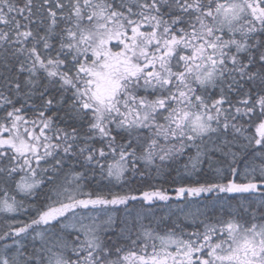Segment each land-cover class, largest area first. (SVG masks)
I'll list each match as a JSON object with an SVG mask.
<instances>
[{
    "label": "snow or ice",
    "instance_id": "6c2138e0",
    "mask_svg": "<svg viewBox=\"0 0 264 264\" xmlns=\"http://www.w3.org/2000/svg\"><path fill=\"white\" fill-rule=\"evenodd\" d=\"M0 264H264V0H0Z\"/></svg>",
    "mask_w": 264,
    "mask_h": 264
}]
</instances>
